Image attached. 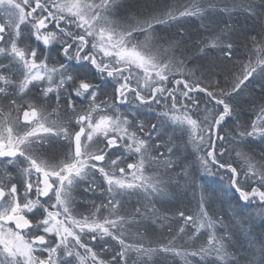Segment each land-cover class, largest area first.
<instances>
[{"label": "snow or ice", "instance_id": "obj_1", "mask_svg": "<svg viewBox=\"0 0 264 264\" xmlns=\"http://www.w3.org/2000/svg\"><path fill=\"white\" fill-rule=\"evenodd\" d=\"M0 264H264V0H0Z\"/></svg>", "mask_w": 264, "mask_h": 264}, {"label": "trees", "instance_id": "obj_2", "mask_svg": "<svg viewBox=\"0 0 264 264\" xmlns=\"http://www.w3.org/2000/svg\"><path fill=\"white\" fill-rule=\"evenodd\" d=\"M179 260V258H177Z\"/></svg>", "mask_w": 264, "mask_h": 264}]
</instances>
